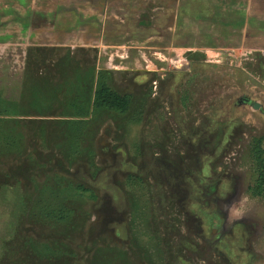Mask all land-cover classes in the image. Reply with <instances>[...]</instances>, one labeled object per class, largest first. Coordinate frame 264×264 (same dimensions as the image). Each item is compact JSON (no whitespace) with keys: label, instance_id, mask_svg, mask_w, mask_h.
<instances>
[{"label":"rangeland","instance_id":"obj_1","mask_svg":"<svg viewBox=\"0 0 264 264\" xmlns=\"http://www.w3.org/2000/svg\"><path fill=\"white\" fill-rule=\"evenodd\" d=\"M259 47L116 72L132 108L104 112L96 134L47 119L37 189L0 184V264H264V191L252 188L254 146L264 148ZM14 80L0 79L3 113L21 96Z\"/></svg>","mask_w":264,"mask_h":264},{"label":"crops","instance_id":"obj_2","mask_svg":"<svg viewBox=\"0 0 264 264\" xmlns=\"http://www.w3.org/2000/svg\"><path fill=\"white\" fill-rule=\"evenodd\" d=\"M259 46L264 0H0V79L9 81L23 79L28 55L65 58L77 73L94 71L96 85L100 73L113 83L116 72L165 68L174 54Z\"/></svg>","mask_w":264,"mask_h":264},{"label":"trees","instance_id":"obj_3","mask_svg":"<svg viewBox=\"0 0 264 264\" xmlns=\"http://www.w3.org/2000/svg\"><path fill=\"white\" fill-rule=\"evenodd\" d=\"M40 50L42 49H38L39 52ZM64 65L65 58L54 65V54L28 55L19 100L5 102V107L11 109L10 113L1 112L0 108L2 188L20 187L29 183L34 185L33 189H37L35 184L38 183V170L43 166L42 160L46 157L43 151L46 148L42 145V140L40 143L36 137L39 132L47 129L44 126L47 119L53 124L58 123L56 125L59 127L61 123L69 125L71 134H96L98 123L93 120H98L104 112L121 116L132 108V97L113 86L109 73H100L95 85L92 78L94 71L77 73L76 68L72 69L73 65L68 68ZM54 67L58 68L57 71H54ZM53 116H58L57 120ZM52 131L51 143L54 141V128ZM253 152L258 175L256 185L252 188L261 193L264 191V148L261 140L256 142ZM57 178L58 175L44 183L54 185L51 182ZM41 187L43 192L47 190L43 185Z\"/></svg>","mask_w":264,"mask_h":264}]
</instances>
